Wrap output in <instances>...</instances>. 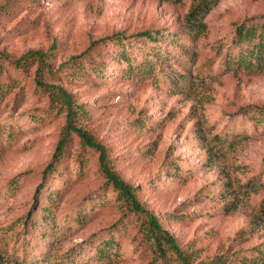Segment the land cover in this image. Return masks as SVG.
<instances>
[{"label":"rangeland","instance_id":"374dc122","mask_svg":"<svg viewBox=\"0 0 264 264\" xmlns=\"http://www.w3.org/2000/svg\"><path fill=\"white\" fill-rule=\"evenodd\" d=\"M189 5L190 0H0V53L13 59L31 51L47 54L53 76L42 80L74 95L75 126L104 147L111 169L137 189L145 210L181 251L163 241L157 250L148 239L139 242L136 230L145 214L120 230L126 207L108 204L116 198L104 190L98 152L67 129L64 106L50 109L39 95L36 66L24 72L8 65L17 86L0 94V264H102L93 259L96 247L118 235L111 246L115 257L104 264H183L182 258L186 264H264L257 254L264 253V216L256 211L264 198V62L255 72L227 64L239 50L232 45L235 28L264 23V0H215L201 16L203 33L181 43L193 66L171 37L150 42L140 36L149 30L172 33ZM151 46L176 62L166 61L157 79L136 81L118 55L125 51L139 63ZM98 50L100 60L91 64ZM210 59L211 71L195 74ZM170 69L185 74L189 90L173 86ZM223 131L246 138L220 147L213 135ZM64 137L56 170L35 199L42 172ZM27 214L37 225L22 233Z\"/></svg>","mask_w":264,"mask_h":264},{"label":"trees","instance_id":"16d2710c","mask_svg":"<svg viewBox=\"0 0 264 264\" xmlns=\"http://www.w3.org/2000/svg\"><path fill=\"white\" fill-rule=\"evenodd\" d=\"M173 1V0H170ZM215 0H190V5L183 16V23L179 26L175 31L169 34H160V31H144L140 33V36L143 38V41L156 42L163 38V35L167 37H171V42L174 43V47L178 48L185 58H187L190 62V65H194V60L190 57V50L183 47V40H190L192 43L196 40L197 36L203 33L205 29V24L200 22L201 16L208 10L209 6L214 4ZM6 13H10L8 10ZM132 41H129V44L132 45ZM232 45L234 47H238L239 50L235 57L228 59V65L230 63H234L237 68H245L246 70L257 71L263 67L264 62V23H242L235 28ZM103 46V45H102ZM101 46V47H102ZM161 46V45H160ZM91 48V47H90ZM151 46V50L147 53L145 59L140 61L139 63L134 62L130 59V56L127 52L122 51L118 55L119 64L124 67V70L127 73H131L132 77L136 81H143L147 78L157 79L158 75L162 74L166 70V61H173L170 55H166V57H161L162 49L157 48L153 49ZM100 50V49H99ZM96 51L89 58L90 63L94 64V62H98L100 60V52ZM159 53V58H153L155 54ZM47 54L41 51H31L27 54H24L16 59L11 58L7 54L0 53V94L5 95L12 88L17 86V82L9 75L8 65L12 66L17 71L27 72L31 69L32 66H36L34 82L36 86L39 88L38 93L40 96H46L49 101L50 109H54L57 107L58 111L66 112V127L69 131L75 132L80 138V142L83 147L93 148L98 152V163L100 172L105 178V186L104 190L108 188L115 194V201L112 203L114 205H118L117 207H126L123 209V214L120 218L121 228L120 230H126L127 227L131 228V224L134 223V220L140 216V214L146 215V220L139 223L136 230V237L140 236L138 239L139 242L145 239L152 241L156 246V250L160 248L161 241L170 245L177 253H181L180 249L176 245L175 239L165 230L162 229L157 217L151 213H148L143 207L142 203L138 199L137 189L133 187L130 183L123 180L115 171L111 169L110 159L108 158L106 151L102 145L96 142L92 136V134L80 127H76L73 123V119H75L76 115V107L77 103L74 102L72 94L66 92L64 89L59 86H55L53 84L45 83L42 79L43 77L53 76V72L49 68V64L46 61ZM77 60V58H76ZM104 63V62H103ZM79 69L84 70L85 64L81 63V61L76 63ZM91 64H88V68L92 69L93 73H97L98 68L94 65L91 67ZM213 59L206 60L196 67L195 74H204L206 72L211 71L213 67ZM183 68V67H180ZM100 70V69H99ZM172 79H174L173 86L178 84L181 88L185 90L190 89V83L188 79L185 77L179 69H170ZM102 71H99V73ZM186 76H191L192 72L188 69H185ZM191 73V74H190ZM57 103H60L59 106H64L63 108L59 107ZM57 111V110H56ZM251 118H256L255 115H252ZM258 120V119H257ZM213 138H216L215 144L220 147H233L237 144V142L241 138H246V135H241L239 132H226L223 131L221 134L213 135ZM68 142V138H62L58 141L54 153L50 162L44 168L41 177V183L38 184L34 198H37V194L40 189L43 187L46 178L49 175H53L56 170L55 165L58 159L64 152V146ZM104 202L107 203L104 194L99 196ZM50 206L45 207L44 210L46 212L45 215L48 216L47 211L50 210ZM256 211L258 214L264 216V198L259 202L256 207ZM37 225V220L29 214L24 217L23 226L24 229L22 233H25L29 227L34 228ZM119 230V231H120ZM112 238H115L112 239ZM110 239H103L100 241L98 247H96L94 251V258L98 263H107L111 262L114 259V254L111 251V246L117 245L118 241H120V235L118 237L112 236ZM263 255L260 257L262 262L264 263V253L261 251L258 252V255ZM260 255V256H261ZM26 263V261H23ZM183 264L185 263L184 258L181 259ZM23 263V264H24ZM32 264V263H30Z\"/></svg>","mask_w":264,"mask_h":264}]
</instances>
